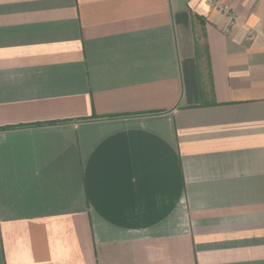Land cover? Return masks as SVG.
Listing matches in <instances>:
<instances>
[{
	"label": "crops",
	"instance_id": "crops-1",
	"mask_svg": "<svg viewBox=\"0 0 264 264\" xmlns=\"http://www.w3.org/2000/svg\"><path fill=\"white\" fill-rule=\"evenodd\" d=\"M263 15L0 0V264H264Z\"/></svg>",
	"mask_w": 264,
	"mask_h": 264
},
{
	"label": "built area",
	"instance_id": "built-area-1",
	"mask_svg": "<svg viewBox=\"0 0 264 264\" xmlns=\"http://www.w3.org/2000/svg\"><path fill=\"white\" fill-rule=\"evenodd\" d=\"M214 4L218 5L216 2ZM218 8H220L222 11H226L227 12V9L225 7H222V6L218 5ZM263 18H264V15H263Z\"/></svg>",
	"mask_w": 264,
	"mask_h": 264
}]
</instances>
